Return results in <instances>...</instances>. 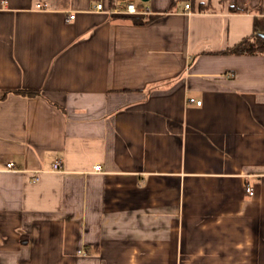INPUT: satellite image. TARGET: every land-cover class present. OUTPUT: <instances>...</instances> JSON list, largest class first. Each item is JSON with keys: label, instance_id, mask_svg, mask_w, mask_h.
I'll return each mask as SVG.
<instances>
[{"label": "crops", "instance_id": "0c3cea01", "mask_svg": "<svg viewBox=\"0 0 264 264\" xmlns=\"http://www.w3.org/2000/svg\"><path fill=\"white\" fill-rule=\"evenodd\" d=\"M255 18L0 0V264H264V51L224 52Z\"/></svg>", "mask_w": 264, "mask_h": 264}, {"label": "trees", "instance_id": "16d2710c", "mask_svg": "<svg viewBox=\"0 0 264 264\" xmlns=\"http://www.w3.org/2000/svg\"><path fill=\"white\" fill-rule=\"evenodd\" d=\"M136 21L140 22L141 19H136ZM263 51H264V19L262 18L254 19L253 32L251 33V35L244 37L234 45L224 50V52L231 54H244V53L253 54ZM17 92L32 93L33 91L19 90Z\"/></svg>", "mask_w": 264, "mask_h": 264}, {"label": "built area", "instance_id": "2783aa9c", "mask_svg": "<svg viewBox=\"0 0 264 264\" xmlns=\"http://www.w3.org/2000/svg\"><path fill=\"white\" fill-rule=\"evenodd\" d=\"M37 7H39L40 5L37 4L36 5ZM190 8V4L189 3H185L184 4V9L188 10ZM95 9L96 10H100V11H106V12H109V13H114V12H117V8L116 7H113L111 9H104L103 7V4L102 3H97L95 5ZM124 14H136L139 12V10L137 9L136 5L134 3H128L126 6H125V9L124 11H122ZM71 18H74V14H70L68 16V19H71ZM188 101L190 102H195V104L197 105H200L201 104V99H195V98H188ZM7 167H11L13 165L12 162H8L7 164ZM53 170H59L60 169V161L57 160L53 163ZM100 169V165H95L94 166V170H99ZM245 190L247 192L248 195H253V189L250 187V186H246L245 187ZM78 252H81L78 250Z\"/></svg>", "mask_w": 264, "mask_h": 264}]
</instances>
